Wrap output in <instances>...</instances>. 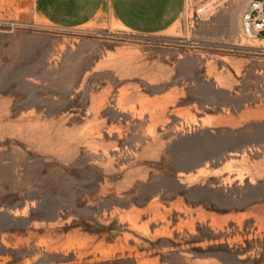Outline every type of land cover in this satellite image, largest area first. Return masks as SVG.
Segmentation results:
<instances>
[{
	"label": "rangeland",
	"instance_id": "1",
	"mask_svg": "<svg viewBox=\"0 0 264 264\" xmlns=\"http://www.w3.org/2000/svg\"><path fill=\"white\" fill-rule=\"evenodd\" d=\"M250 0L174 32L0 0V264H264V38Z\"/></svg>",
	"mask_w": 264,
	"mask_h": 264
},
{
	"label": "crops",
	"instance_id": "2",
	"mask_svg": "<svg viewBox=\"0 0 264 264\" xmlns=\"http://www.w3.org/2000/svg\"><path fill=\"white\" fill-rule=\"evenodd\" d=\"M186 3L187 0H34V9L36 19L49 26H118L136 34L158 35L174 32Z\"/></svg>",
	"mask_w": 264,
	"mask_h": 264
},
{
	"label": "built area",
	"instance_id": "3",
	"mask_svg": "<svg viewBox=\"0 0 264 264\" xmlns=\"http://www.w3.org/2000/svg\"><path fill=\"white\" fill-rule=\"evenodd\" d=\"M242 23L249 37L264 36V0H250L242 13Z\"/></svg>",
	"mask_w": 264,
	"mask_h": 264
}]
</instances>
